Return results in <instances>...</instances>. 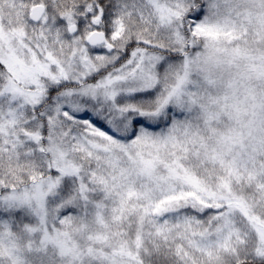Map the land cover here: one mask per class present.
Wrapping results in <instances>:
<instances>
[{"label":"snow or ice","instance_id":"6c2138e0","mask_svg":"<svg viewBox=\"0 0 264 264\" xmlns=\"http://www.w3.org/2000/svg\"><path fill=\"white\" fill-rule=\"evenodd\" d=\"M0 264H264V0H0Z\"/></svg>","mask_w":264,"mask_h":264}]
</instances>
